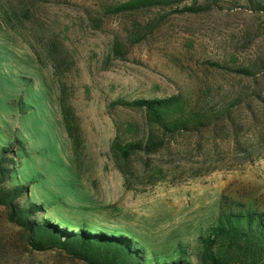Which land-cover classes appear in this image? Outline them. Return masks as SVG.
<instances>
[{
  "label": "rangeland",
  "instance_id": "1",
  "mask_svg": "<svg viewBox=\"0 0 264 264\" xmlns=\"http://www.w3.org/2000/svg\"><path fill=\"white\" fill-rule=\"evenodd\" d=\"M123 1L0 0V145L25 142L7 183L29 182L16 203L40 202L36 222L118 227L148 252L182 249L196 261L223 197L264 209V15L247 0H178L106 16L94 28L89 17L102 4ZM114 40L124 58L111 52ZM172 94L215 108L243 101L229 107L228 122L132 156L123 174L110 143L117 133L140 137L145 121L141 110L109 104ZM0 264L92 263L34 248L0 205Z\"/></svg>",
  "mask_w": 264,
  "mask_h": 264
},
{
  "label": "trees",
  "instance_id": "2",
  "mask_svg": "<svg viewBox=\"0 0 264 264\" xmlns=\"http://www.w3.org/2000/svg\"><path fill=\"white\" fill-rule=\"evenodd\" d=\"M178 0H126L114 4H102L99 17H89L94 28H98L106 16L133 12L156 5H168ZM251 7L263 13L264 0H247ZM183 11L196 10L185 7ZM145 32L132 42H139ZM49 54V42L44 45ZM127 48L114 40L111 52L124 58ZM244 75H252L248 68L234 69ZM243 101L241 95L232 97L226 105L208 107L200 105L181 94L165 97H143L126 100L116 99L109 105L138 109L143 112L145 128L140 137L122 139L115 134L109 150L115 157L118 167L126 175L132 156L155 154L166 145L168 136L181 132L200 131L215 122H228L229 107ZM62 123L67 134L74 138L65 107L61 109ZM232 124V123H230ZM24 140L14 136L12 141L0 145V205L8 212V218L27 233L29 241L36 249L58 247L73 257L92 264H264V209L253 207L230 197H223L217 216L199 239L200 250L196 261L187 259L185 251L171 253L168 257L153 251H146L132 235L120 231L106 232L79 226L67 229L64 225L47 220L36 222L32 216L43 209L42 204L30 202L16 203L28 192V184L8 185L10 169L8 163L24 149Z\"/></svg>",
  "mask_w": 264,
  "mask_h": 264
}]
</instances>
